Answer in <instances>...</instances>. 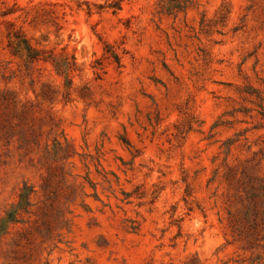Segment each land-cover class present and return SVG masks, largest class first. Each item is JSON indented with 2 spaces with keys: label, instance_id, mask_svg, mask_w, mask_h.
<instances>
[{
  "label": "rangeland",
  "instance_id": "rangeland-1",
  "mask_svg": "<svg viewBox=\"0 0 264 264\" xmlns=\"http://www.w3.org/2000/svg\"><path fill=\"white\" fill-rule=\"evenodd\" d=\"M262 110L264 0H0V264H264L226 181Z\"/></svg>",
  "mask_w": 264,
  "mask_h": 264
},
{
  "label": "trees",
  "instance_id": "trees-1",
  "mask_svg": "<svg viewBox=\"0 0 264 264\" xmlns=\"http://www.w3.org/2000/svg\"><path fill=\"white\" fill-rule=\"evenodd\" d=\"M7 37V47L12 56L24 51L28 64L38 61H49L55 70L68 69L56 56L52 54L43 56L46 52L32 47L22 33L13 29L11 24H9ZM110 56L118 63L119 60L116 54L110 52ZM70 66H74L73 61L70 62ZM255 97L258 101H262L259 93H256ZM257 106L262 108L259 103ZM260 114L264 117L263 110ZM226 181L235 190L239 205L237 213L229 216V228L233 242L239 243L243 250L263 248L264 244L262 245L261 241H264V177L254 176L246 170H241L240 172L234 170L230 171L229 175L226 176ZM27 190L29 189L24 186L21 195L23 200L29 194Z\"/></svg>",
  "mask_w": 264,
  "mask_h": 264
}]
</instances>
